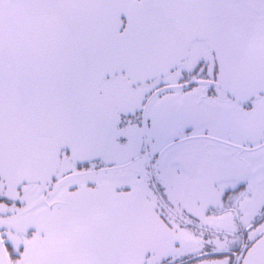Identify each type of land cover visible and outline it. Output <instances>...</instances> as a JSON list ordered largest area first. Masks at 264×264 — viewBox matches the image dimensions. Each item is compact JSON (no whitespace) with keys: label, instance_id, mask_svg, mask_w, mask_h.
I'll return each mask as SVG.
<instances>
[{"label":"snow or ice","instance_id":"6c2138e0","mask_svg":"<svg viewBox=\"0 0 264 264\" xmlns=\"http://www.w3.org/2000/svg\"><path fill=\"white\" fill-rule=\"evenodd\" d=\"M0 264H264V0H0Z\"/></svg>","mask_w":264,"mask_h":264}]
</instances>
